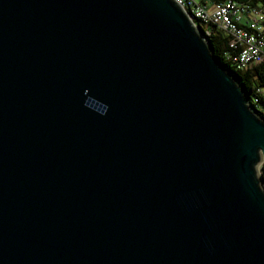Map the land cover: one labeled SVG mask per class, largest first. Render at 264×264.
Wrapping results in <instances>:
<instances>
[{"label": "water", "instance_id": "95a60500", "mask_svg": "<svg viewBox=\"0 0 264 264\" xmlns=\"http://www.w3.org/2000/svg\"><path fill=\"white\" fill-rule=\"evenodd\" d=\"M262 160L174 0H0V264H264Z\"/></svg>", "mask_w": 264, "mask_h": 264}, {"label": "built area", "instance_id": "2783aa9c", "mask_svg": "<svg viewBox=\"0 0 264 264\" xmlns=\"http://www.w3.org/2000/svg\"><path fill=\"white\" fill-rule=\"evenodd\" d=\"M191 18L203 23H211L231 34L230 46L238 47L234 56L235 66L244 67L259 61L264 55V26L261 11H244L234 0H223L204 6L195 0H174ZM240 22L243 26H239ZM202 33V32H201ZM208 34L205 29L203 37Z\"/></svg>", "mask_w": 264, "mask_h": 264}, {"label": "trees", "instance_id": "16d2710c", "mask_svg": "<svg viewBox=\"0 0 264 264\" xmlns=\"http://www.w3.org/2000/svg\"><path fill=\"white\" fill-rule=\"evenodd\" d=\"M195 1L204 6H209L223 0ZM234 1L241 5L244 11L251 9L261 11L263 14L262 24L264 26V0ZM193 22L200 32L203 33L205 29L208 30L205 40L213 57L231 74L244 92L253 111L264 120V55L257 62H251L244 67L237 68L235 66L234 56L238 52V47L229 45L232 39L231 34L211 23H203L198 19H193ZM237 24L243 26L240 22ZM259 176L263 179L264 183V164L260 166Z\"/></svg>", "mask_w": 264, "mask_h": 264}, {"label": "rangeland", "instance_id": "374dc122", "mask_svg": "<svg viewBox=\"0 0 264 264\" xmlns=\"http://www.w3.org/2000/svg\"><path fill=\"white\" fill-rule=\"evenodd\" d=\"M262 164H264V161H263V160H262V161H259V162L257 163V165H256V172H257V175L259 174L260 166H261Z\"/></svg>", "mask_w": 264, "mask_h": 264}]
</instances>
